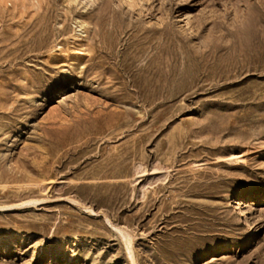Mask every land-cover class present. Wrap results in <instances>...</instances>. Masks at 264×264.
<instances>
[{
    "label": "rangeland",
    "instance_id": "374dc122",
    "mask_svg": "<svg viewBox=\"0 0 264 264\" xmlns=\"http://www.w3.org/2000/svg\"><path fill=\"white\" fill-rule=\"evenodd\" d=\"M0 264H264V0H0Z\"/></svg>",
    "mask_w": 264,
    "mask_h": 264
},
{
    "label": "bare ground",
    "instance_id": "6f19581e",
    "mask_svg": "<svg viewBox=\"0 0 264 264\" xmlns=\"http://www.w3.org/2000/svg\"><path fill=\"white\" fill-rule=\"evenodd\" d=\"M155 171H157V170H155ZM240 212L243 214V211L240 210Z\"/></svg>",
    "mask_w": 264,
    "mask_h": 264
}]
</instances>
